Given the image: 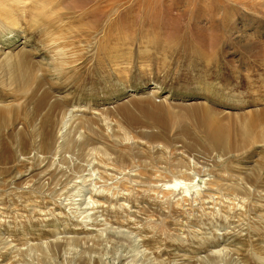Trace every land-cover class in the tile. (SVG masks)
<instances>
[{
  "label": "rangeland",
  "instance_id": "obj_1",
  "mask_svg": "<svg viewBox=\"0 0 264 264\" xmlns=\"http://www.w3.org/2000/svg\"><path fill=\"white\" fill-rule=\"evenodd\" d=\"M0 264H264V0H0Z\"/></svg>",
  "mask_w": 264,
  "mask_h": 264
},
{
  "label": "bare ground",
  "instance_id": "obj_2",
  "mask_svg": "<svg viewBox=\"0 0 264 264\" xmlns=\"http://www.w3.org/2000/svg\"><path fill=\"white\" fill-rule=\"evenodd\" d=\"M96 13V12H95ZM99 13V12H98ZM175 184V183H174Z\"/></svg>",
  "mask_w": 264,
  "mask_h": 264
}]
</instances>
